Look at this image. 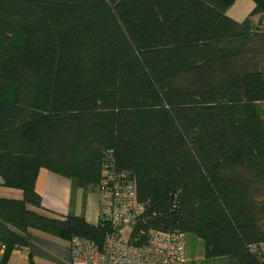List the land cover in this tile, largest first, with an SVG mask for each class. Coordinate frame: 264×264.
<instances>
[{
    "label": "trees",
    "instance_id": "16d2710c",
    "mask_svg": "<svg viewBox=\"0 0 264 264\" xmlns=\"http://www.w3.org/2000/svg\"><path fill=\"white\" fill-rule=\"evenodd\" d=\"M234 1L0 0V177L22 191L0 197L6 251L29 229L101 246L85 200L112 165L144 206L137 244L178 229L264 264V0L242 20ZM41 168L76 179L79 215L31 208Z\"/></svg>",
    "mask_w": 264,
    "mask_h": 264
},
{
    "label": "built area",
    "instance_id": "2783aa9c",
    "mask_svg": "<svg viewBox=\"0 0 264 264\" xmlns=\"http://www.w3.org/2000/svg\"><path fill=\"white\" fill-rule=\"evenodd\" d=\"M110 165L98 188L99 217L110 230L98 246L86 238L70 239V264H183L185 232L151 229L145 242L137 244L132 229L144 206L136 198L135 186L113 172Z\"/></svg>",
    "mask_w": 264,
    "mask_h": 264
},
{
    "label": "crops",
    "instance_id": "0c3cea01",
    "mask_svg": "<svg viewBox=\"0 0 264 264\" xmlns=\"http://www.w3.org/2000/svg\"><path fill=\"white\" fill-rule=\"evenodd\" d=\"M256 0H235L227 13L240 20L255 7ZM36 190L41 194L42 208L32 209L48 215L73 216L82 212V190L76 179L67 178L41 168L36 178ZM0 197L22 198V191L2 185L0 177ZM84 217L96 224L99 218V199L96 193H89L85 200ZM72 238V237H71ZM69 237H56L36 230H28V242L9 252L0 244V264H70ZM190 241V239H189ZM185 235V256L183 264H229L225 255L206 257L200 237L195 235L189 243Z\"/></svg>",
    "mask_w": 264,
    "mask_h": 264
},
{
    "label": "rangeland",
    "instance_id": "374dc122",
    "mask_svg": "<svg viewBox=\"0 0 264 264\" xmlns=\"http://www.w3.org/2000/svg\"><path fill=\"white\" fill-rule=\"evenodd\" d=\"M257 2V1H256ZM244 18V17H243ZM242 18V19H243ZM241 18H240V20H242ZM255 20H257V18L255 17ZM192 237H195V234H193V233H186V238L188 239V241H189V239H190V241H189V243L191 242V238Z\"/></svg>",
    "mask_w": 264,
    "mask_h": 264
}]
</instances>
